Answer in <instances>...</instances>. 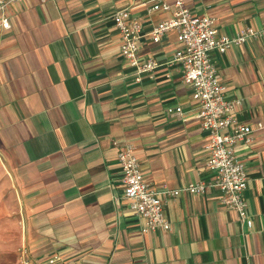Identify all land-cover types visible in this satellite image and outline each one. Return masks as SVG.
Listing matches in <instances>:
<instances>
[{
  "label": "crops",
  "instance_id": "0c3cea01",
  "mask_svg": "<svg viewBox=\"0 0 264 264\" xmlns=\"http://www.w3.org/2000/svg\"><path fill=\"white\" fill-rule=\"evenodd\" d=\"M152 2L22 0L2 11L10 26L0 30V209L9 217L1 211L0 226L23 238L35 264L52 254L63 264H264V128L234 146L248 178L244 218L208 186L165 196L170 228L144 231L124 196L117 155L126 143L153 188L213 177L209 133L171 62L177 32L150 37L171 12ZM185 3L215 17L220 35L256 31L211 57L227 97L240 101L237 120L264 123V0ZM125 7L142 25L139 58L158 62L140 81L119 52L113 13Z\"/></svg>",
  "mask_w": 264,
  "mask_h": 264
},
{
  "label": "built area",
  "instance_id": "2783aa9c",
  "mask_svg": "<svg viewBox=\"0 0 264 264\" xmlns=\"http://www.w3.org/2000/svg\"><path fill=\"white\" fill-rule=\"evenodd\" d=\"M20 1L0 0V30L10 26L2 11L12 2ZM150 9L171 12V17L159 21L152 28L150 37L154 42H159L165 32L173 29L177 32L181 47L173 53L171 62L180 63L182 80L191 87L192 97L197 103V118L209 133L205 148L209 153L207 166L213 172V177L208 183H189L179 188L165 185L153 188L140 171L134 154L135 146L126 143L117 155L124 196L130 208L144 219V231L170 228L163 209L165 196H177L183 191L203 193L208 186L217 187L223 194V203L234 208L244 218L246 201L243 193L248 186V178L243 165L236 158L234 146L239 141H249L253 131L263 129L264 123L259 121L252 127L237 120L235 105L240 104V101L227 97L211 53H224L230 47L240 45L246 37L255 36L256 31L247 27L233 36L220 35L215 17L192 13L185 0H173L172 3L153 0ZM113 20L120 35L119 52L135 68V80L140 81L143 73H150L158 66L156 60H141L138 56L142 25L127 7L116 10ZM168 111L172 112L173 109L169 108ZM176 111H180V108L177 107ZM15 264H35L26 256L25 246ZM40 264H63V261L59 255L52 254Z\"/></svg>",
  "mask_w": 264,
  "mask_h": 264
},
{
  "label": "rangeland",
  "instance_id": "374dc122",
  "mask_svg": "<svg viewBox=\"0 0 264 264\" xmlns=\"http://www.w3.org/2000/svg\"><path fill=\"white\" fill-rule=\"evenodd\" d=\"M3 211L4 214H6V218L9 216V212L4 211L2 208L0 209V212ZM19 213V211H18ZM8 214V215H7ZM17 213L12 211L10 213V216L14 217ZM7 226V224H5ZM8 227V226H7ZM23 241V238H22ZM17 244V236L15 235V232L13 230L10 231V233L3 234V229L0 226V264H15L18 260V257L21 253V249L23 246V243Z\"/></svg>",
  "mask_w": 264,
  "mask_h": 264
}]
</instances>
